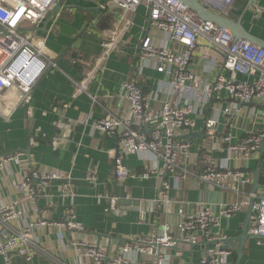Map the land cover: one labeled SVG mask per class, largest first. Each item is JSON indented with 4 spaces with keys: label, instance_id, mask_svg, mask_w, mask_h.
I'll return each mask as SVG.
<instances>
[{
    "label": "crops",
    "instance_id": "crops-1",
    "mask_svg": "<svg viewBox=\"0 0 264 264\" xmlns=\"http://www.w3.org/2000/svg\"><path fill=\"white\" fill-rule=\"evenodd\" d=\"M201 4L214 14L240 20L245 31L264 40V0H230L228 4L212 0ZM50 14H58L57 22L67 36L59 50L58 69L43 75L26 106L19 104L16 89L0 91V158L20 154L0 171V206L13 204L18 213L15 222L7 226L0 223V236L2 231L21 230L35 221L52 224L33 228L35 248L29 262L15 256L8 263L0 257V264H95L75 247L74 243L81 241L105 251L106 264H113L112 258L120 246L159 232L164 223L176 224L180 209L189 213L203 206L218 213L222 205L242 199L241 195L194 177L178 184L165 177L170 182L166 193L169 202L157 206L154 199L159 180L155 177L145 180L126 177L122 183L116 181L112 163L115 154L122 156V163L131 175L138 176L150 166L160 168L162 164L152 153L144 157L123 153L119 133L103 134L96 124L107 116L126 117L129 105L119 98V89L127 81H134L150 106L160 110L164 102L173 98L169 78L157 72L150 62L141 63V43L148 37L155 46L176 51L181 48L168 33L149 25L144 5L138 7L127 29L125 22L130 17L107 0H59ZM116 36L118 45L102 69L93 73L102 52L101 42ZM190 71L204 84L212 83L218 74L241 82L253 80L223 70L221 56L204 39L198 41L193 51ZM76 84L85 85L81 93L76 92ZM185 102L194 103L191 132L203 133L194 137H186L189 131L183 133L181 140L190 145L185 167L192 172L202 171L212 158L225 168L240 169L250 177V183L242 188L245 193H252L258 169L257 183L259 189L264 188V153L245 160L235 158L227 153L222 141L228 135L235 144L250 132H261L264 107L251 103L233 108L224 93L219 99L207 102L194 101L192 94L181 99V104ZM208 120L217 123L215 137L204 130ZM31 172L55 173L70 179L52 180L46 186H40L39 180H31L36 196L30 199L19 185ZM89 173L93 180L87 179ZM64 183L68 187L62 188ZM111 197L117 198L116 213L108 210ZM246 211L221 219L219 227L212 229L213 234L226 238L225 247L230 254L225 264H237V238L242 233ZM68 223H79L82 229H71L66 226ZM250 226L251 218L248 229ZM249 236L243 244L239 264H264V239ZM208 248L209 244L202 240L195 245L172 248L171 264H197ZM135 264H148V260L137 256Z\"/></svg>",
    "mask_w": 264,
    "mask_h": 264
},
{
    "label": "built area",
    "instance_id": "built-area-1",
    "mask_svg": "<svg viewBox=\"0 0 264 264\" xmlns=\"http://www.w3.org/2000/svg\"><path fill=\"white\" fill-rule=\"evenodd\" d=\"M59 0H0V91L14 88L19 92V104L30 103L32 93L43 75L52 69H58L59 50L67 36L64 28L57 22L58 14L52 16ZM130 18L126 20L125 29L131 25V17L138 7L144 5L148 10V22L157 30L168 33L171 40L181 50H171L152 44L146 37L141 43L140 61L150 62L155 70L169 78V87L173 98L164 102L160 110H154L149 100L143 95L134 81L120 85L119 98L129 105L126 117H104L96 124L103 134L119 133L120 148L127 155L152 153L162 166H150L138 176L129 174L122 163V156L113 155L114 177L122 183L126 177L148 179L155 177L159 187L154 203L169 202L166 193L170 182L175 183L194 177L199 182L219 189L241 195L239 201L224 204L218 213H213L200 206L197 211L185 213L178 211L176 224L164 223L160 231L149 236L124 243L112 258L113 264H135L137 256L148 260V264H171L169 250L177 246H190L201 240L209 244L204 256L197 264H225L230 250L225 247L226 238L213 234L221 219H229L251 207V226L249 235L264 239V188L255 193H245L242 188L250 183V177L240 169H228L219 165L214 159L208 161L202 171L192 172L185 167L190 155V145L181 140L183 133L192 131L194 121L190 118L194 112V103L181 99L194 95V101L207 102L212 98L219 99L221 93L227 95L233 108L239 105L254 103L264 107V50L244 40H233L231 34L218 28L211 22L200 19L197 14L179 0H108ZM211 3L212 0H197ZM226 4L230 0H223ZM119 37H111L101 42L102 52L96 60L93 71L102 69L103 63L118 45ZM200 39H204L221 56L222 69L232 76L251 77V82H241L233 77L216 75L212 83H203L190 71L193 51ZM77 93L84 90L83 84H76ZM203 86V87H202ZM202 87V88H201ZM264 115V111H263ZM217 123L208 120L204 130L210 137L216 135ZM226 151L239 159H248L258 153L264 146V128L261 132H250L247 138L239 143H232L231 136L222 140ZM20 154H9L0 158V171ZM69 176L31 172L28 179L19 185L20 190L28 192L34 199L36 189L30 185L31 180H39L40 186H46L52 180L69 181ZM87 179L93 180L92 174ZM68 183L62 184V188ZM250 199L253 200L250 203ZM109 211L117 212V198L109 199ZM18 213L14 205L0 206V223L7 226L17 220ZM52 223L35 221L21 230L10 229L0 236V257L11 263L12 257L18 256L26 262L31 260L35 245L32 242V230L36 227L51 226ZM71 229H82L79 223H68ZM75 247L83 251L95 264H106L108 255L95 244L84 241L75 242ZM211 245V246H210Z\"/></svg>",
    "mask_w": 264,
    "mask_h": 264
},
{
    "label": "water",
    "instance_id": "water-1",
    "mask_svg": "<svg viewBox=\"0 0 264 264\" xmlns=\"http://www.w3.org/2000/svg\"><path fill=\"white\" fill-rule=\"evenodd\" d=\"M179 1L182 2L184 5H186L189 9L193 10L200 19L211 22L218 28L227 30L231 34L233 40L235 41L244 40L264 50V40L257 38L249 34L247 31H245V29L242 27L240 23V20L233 21L225 16L214 14L208 10V7L203 6L201 2L197 0H179ZM58 7L59 5H57V8ZM200 135H203V133L201 132ZM200 135H196L193 132L189 131L186 137H194ZM258 153L260 156L264 153V146L260 148ZM257 176H258V169H256L255 171L254 179L252 182V193H255L260 188V186L257 183ZM252 202L253 200L250 199V203ZM244 217L245 220L243 224L242 233L237 238L238 241V249L236 251L237 264H239V260L242 256L243 244L250 237L248 233V227L251 218V207H248L247 211L244 213Z\"/></svg>",
    "mask_w": 264,
    "mask_h": 264
},
{
    "label": "rangeland",
    "instance_id": "rangeland-1",
    "mask_svg": "<svg viewBox=\"0 0 264 264\" xmlns=\"http://www.w3.org/2000/svg\"><path fill=\"white\" fill-rule=\"evenodd\" d=\"M107 2H109V1L107 0Z\"/></svg>",
    "mask_w": 264,
    "mask_h": 264
}]
</instances>
